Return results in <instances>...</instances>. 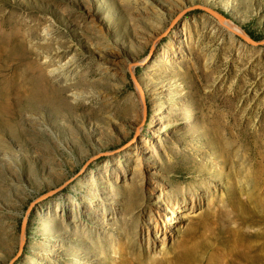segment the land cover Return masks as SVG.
I'll return each mask as SVG.
<instances>
[{
	"label": "rangeland",
	"instance_id": "obj_1",
	"mask_svg": "<svg viewBox=\"0 0 264 264\" xmlns=\"http://www.w3.org/2000/svg\"><path fill=\"white\" fill-rule=\"evenodd\" d=\"M0 264H264V0H0Z\"/></svg>",
	"mask_w": 264,
	"mask_h": 264
},
{
	"label": "bare ground",
	"instance_id": "obj_2",
	"mask_svg": "<svg viewBox=\"0 0 264 264\" xmlns=\"http://www.w3.org/2000/svg\"><path fill=\"white\" fill-rule=\"evenodd\" d=\"M215 21L225 28L231 35H240L239 30L231 23H229L227 20H224L222 18L215 17ZM132 68V67H131ZM154 233L159 234L158 226L154 227Z\"/></svg>",
	"mask_w": 264,
	"mask_h": 264
}]
</instances>
